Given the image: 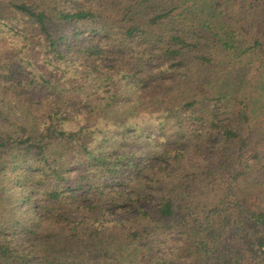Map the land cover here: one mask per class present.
Here are the masks:
<instances>
[{"label":"trees","instance_id":"trees-1","mask_svg":"<svg viewBox=\"0 0 264 264\" xmlns=\"http://www.w3.org/2000/svg\"><path fill=\"white\" fill-rule=\"evenodd\" d=\"M0 264H264V0H0Z\"/></svg>","mask_w":264,"mask_h":264}]
</instances>
